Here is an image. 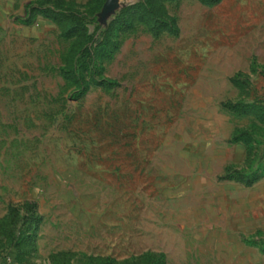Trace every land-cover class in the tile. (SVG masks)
<instances>
[{"label":"rangeland","instance_id":"374dc122","mask_svg":"<svg viewBox=\"0 0 264 264\" xmlns=\"http://www.w3.org/2000/svg\"><path fill=\"white\" fill-rule=\"evenodd\" d=\"M0 264H264V0H0Z\"/></svg>","mask_w":264,"mask_h":264}]
</instances>
